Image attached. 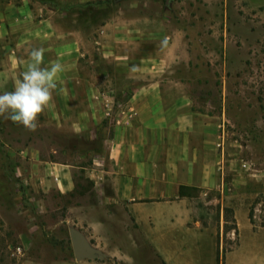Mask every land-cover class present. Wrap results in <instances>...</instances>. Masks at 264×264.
<instances>
[{
    "label": "crops",
    "instance_id": "0c3cea01",
    "mask_svg": "<svg viewBox=\"0 0 264 264\" xmlns=\"http://www.w3.org/2000/svg\"><path fill=\"white\" fill-rule=\"evenodd\" d=\"M56 2L48 9L44 0H0V94L13 90L29 51L42 47V66L59 61L65 67L38 120L44 133H56L64 144L53 146L47 135L42 148L65 150L71 135L78 143L72 149L88 161L30 157L39 168L34 182L63 196L88 179L90 190L74 195L62 222L82 227L107 256L125 260L122 245H132L136 230L164 261H173L190 245L180 237L200 230L210 205L219 207L220 108L211 105L203 81L186 78L187 61L176 65L181 58L172 54V43L161 46L163 33L148 28L149 16L124 21L101 15L103 0ZM111 64L131 80L130 93L121 98L104 89L114 79ZM50 264L100 262L72 257Z\"/></svg>",
    "mask_w": 264,
    "mask_h": 264
},
{
    "label": "rangeland",
    "instance_id": "374dc122",
    "mask_svg": "<svg viewBox=\"0 0 264 264\" xmlns=\"http://www.w3.org/2000/svg\"><path fill=\"white\" fill-rule=\"evenodd\" d=\"M46 2L48 9L57 4L56 0ZM103 2L106 6L101 15L112 14L124 21L149 16L148 28L163 33L161 46L171 42L172 54L180 56L176 65L188 62L186 78L203 81L202 88L213 95L211 105L219 106L221 115L217 148L224 183L219 192L222 211L220 202L217 209L210 205L212 213L201 219L200 230H186L180 237L190 245L173 256V261H164L136 230L132 245H122L128 254L122 256L125 260L108 255L96 261L264 264V0ZM128 50L138 56L135 46ZM161 56L168 58L165 51ZM111 67L114 79L104 89L110 88L119 98L128 95L131 80L114 71V64ZM47 135L53 146L64 144L56 133H44L40 127L28 132L0 117V264H50L53 259L74 258L68 233L72 225L61 220L65 206L77 197L60 196L51 186L47 190L37 186L34 175L39 168L30 157H47L49 153L51 159H82L88 165L87 156L80 158V152L72 149L77 141L71 135L65 140L67 149H43ZM26 141L32 149L25 148Z\"/></svg>",
    "mask_w": 264,
    "mask_h": 264
},
{
    "label": "clouds",
    "instance_id": "9594fccd",
    "mask_svg": "<svg viewBox=\"0 0 264 264\" xmlns=\"http://www.w3.org/2000/svg\"><path fill=\"white\" fill-rule=\"evenodd\" d=\"M44 49L33 48L23 61L24 70L15 79L13 90L0 94V117L28 132L38 128L39 116L50 105L65 67L59 61L43 65Z\"/></svg>",
    "mask_w": 264,
    "mask_h": 264
},
{
    "label": "water",
    "instance_id": "95a60500",
    "mask_svg": "<svg viewBox=\"0 0 264 264\" xmlns=\"http://www.w3.org/2000/svg\"><path fill=\"white\" fill-rule=\"evenodd\" d=\"M73 256L81 259H104L107 255L99 248L94 247L83 233L74 227L68 230Z\"/></svg>",
    "mask_w": 264,
    "mask_h": 264
},
{
    "label": "trees",
    "instance_id": "16d2710c",
    "mask_svg": "<svg viewBox=\"0 0 264 264\" xmlns=\"http://www.w3.org/2000/svg\"><path fill=\"white\" fill-rule=\"evenodd\" d=\"M46 1V0H44ZM92 186V183L91 181H89L88 179H84V183H76V188L74 190V192H72L70 195H73V194H77V195H81V194H84L85 192H87L88 190H90ZM185 187L184 186H180L179 187V195H184V190Z\"/></svg>",
    "mask_w": 264,
    "mask_h": 264
},
{
    "label": "built area",
    "instance_id": "2783aa9c",
    "mask_svg": "<svg viewBox=\"0 0 264 264\" xmlns=\"http://www.w3.org/2000/svg\"><path fill=\"white\" fill-rule=\"evenodd\" d=\"M17 251H20V248L19 247L17 248Z\"/></svg>",
    "mask_w": 264,
    "mask_h": 264
}]
</instances>
